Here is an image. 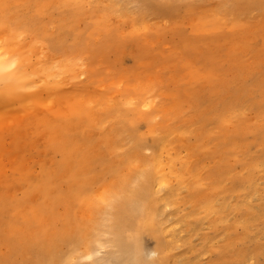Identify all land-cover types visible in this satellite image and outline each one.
<instances>
[{
	"label": "rangeland",
	"instance_id": "374dc122",
	"mask_svg": "<svg viewBox=\"0 0 264 264\" xmlns=\"http://www.w3.org/2000/svg\"><path fill=\"white\" fill-rule=\"evenodd\" d=\"M0 43L38 97L0 109V264H128L151 219L164 264H264V0H0Z\"/></svg>",
	"mask_w": 264,
	"mask_h": 264
},
{
	"label": "bare ground",
	"instance_id": "6f19581e",
	"mask_svg": "<svg viewBox=\"0 0 264 264\" xmlns=\"http://www.w3.org/2000/svg\"><path fill=\"white\" fill-rule=\"evenodd\" d=\"M0 45H1V43H0ZM3 46H4V44H3ZM1 47H2V45H1ZM1 47H0V109H1V106H3L2 104H4V106H5V104L7 105L10 103V102H8V99H12V100H15L18 102H24L25 99H27L29 101H31L32 99L36 100L38 97H34L36 95L33 96V94H32L33 90L27 91L29 93L31 92L30 94L23 93L25 87H30L28 85H29V83H31L33 81L32 79L33 78H34V80L36 79L35 76L29 72V69H28L29 67L28 66L26 67L27 63L25 64L24 58H19V56L15 52H13L10 47L6 48V49H4L3 47L1 48ZM34 69H37V68H34ZM39 71L40 70H38V72ZM50 71H48V72H50ZM41 76H43V75H41ZM44 76H46V74H44ZM52 76H53V74H52ZM41 79H42L41 81L46 80L43 78H41ZM35 82L36 81H34V83ZM34 83L31 84V86L35 85ZM27 90H28V88H27ZM25 95L28 97L25 98ZM33 101H31V102H33ZM10 104H13V103H10ZM14 104L18 105L19 103H14ZM25 104L26 103H24V105ZM19 105H22V104H19ZM9 106L6 108L9 109ZM11 106L14 107L16 105H14V106L11 105ZM21 109L22 108L19 109V107H18V110H21ZM23 109H25V108H23ZM4 111H5V109H4ZM5 113H6V111H5ZM2 115H4V114H2ZM68 160H69V158H68ZM156 162H157L156 167H158L159 161H156ZM140 170H141V180H140L139 186H138V188H135V190L132 191V194L128 197V200H131L129 202V204H126L125 201H123L124 205L126 207V214L123 217L119 216V220H117L116 223L114 224L116 232L118 231L120 233V231H123V228L125 227V225H127L129 223L128 218H130L132 216L131 215L129 217V215L131 214V210H132L131 208L135 205V203L137 202V200L139 199V197L143 193V186L145 189H148L149 183L151 180L158 181L159 183H162L163 181H165L164 175L161 174L160 171H151L150 169H144V172H143V167L141 169H139L138 172H140ZM143 174H145L144 177H146V179L144 178V181H143ZM147 181H149V183ZM122 184H123V187L126 188L127 185L125 184V182H123ZM82 188H84V187H82ZM92 204L93 203H91V206H92ZM96 204L97 203H94V206H96ZM153 226H154V222H152V219L149 222H147L146 224L140 226L138 232L133 234V240H132L133 243L131 244V247H133L134 242L137 244L139 242V240H134L135 237H140V234H141V232H143V230H149ZM84 227L86 229L88 228V226H86V225H84ZM65 233H66L65 237L67 238V240L75 238L76 242H78V235H77V232H75V230L70 231V232L67 231ZM87 233H88V229H87ZM87 233L84 234V236L82 235V238L84 239V241H86ZM92 239L93 238H91L89 240L88 247L91 246V243L93 242ZM49 250L47 251V255L50 252ZM54 250H56V248L52 250L51 254L54 253L53 252ZM55 255H56V257L54 259H51L50 264H64L65 258L61 255H57V254H55Z\"/></svg>",
	"mask_w": 264,
	"mask_h": 264
},
{
	"label": "clouds",
	"instance_id": "9594fccd",
	"mask_svg": "<svg viewBox=\"0 0 264 264\" xmlns=\"http://www.w3.org/2000/svg\"><path fill=\"white\" fill-rule=\"evenodd\" d=\"M133 186L135 187V184ZM139 214H144L143 207L140 208ZM134 240H140V237H135ZM128 264H164V260L157 248L146 253L141 243L134 242V250Z\"/></svg>",
	"mask_w": 264,
	"mask_h": 264
}]
</instances>
